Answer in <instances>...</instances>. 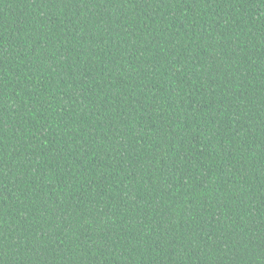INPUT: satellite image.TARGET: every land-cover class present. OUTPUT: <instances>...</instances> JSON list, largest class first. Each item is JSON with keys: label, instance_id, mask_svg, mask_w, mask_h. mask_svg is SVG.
I'll return each instance as SVG.
<instances>
[{"label": "trees", "instance_id": "trees-1", "mask_svg": "<svg viewBox=\"0 0 264 264\" xmlns=\"http://www.w3.org/2000/svg\"><path fill=\"white\" fill-rule=\"evenodd\" d=\"M0 264H264V0H0Z\"/></svg>", "mask_w": 264, "mask_h": 264}]
</instances>
